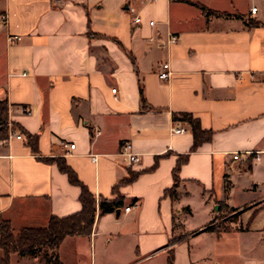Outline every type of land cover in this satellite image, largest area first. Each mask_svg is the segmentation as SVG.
<instances>
[{
  "label": "crops",
  "instance_id": "1",
  "mask_svg": "<svg viewBox=\"0 0 264 264\" xmlns=\"http://www.w3.org/2000/svg\"><path fill=\"white\" fill-rule=\"evenodd\" d=\"M3 13L0 99L23 137L0 140L1 219L20 230L80 212L63 159L97 202L124 200L97 205L91 234L63 240V264H168L171 250L174 264H264V0H0ZM183 112L212 133L195 151L173 117ZM223 206L242 227L199 232ZM47 259L14 253L9 264Z\"/></svg>",
  "mask_w": 264,
  "mask_h": 264
},
{
  "label": "trees",
  "instance_id": "2",
  "mask_svg": "<svg viewBox=\"0 0 264 264\" xmlns=\"http://www.w3.org/2000/svg\"><path fill=\"white\" fill-rule=\"evenodd\" d=\"M199 7L207 15L230 16L229 13L216 12L203 5H199ZM251 25L253 26L255 23H251ZM139 90L143 107H148L141 84ZM8 108L7 99H0V140L8 139L10 133L13 132L9 126ZM173 117L175 121H185L190 125L194 137L192 151L197 150L203 143L211 140L212 133L203 130L200 121L192 114L185 112L175 113ZM57 163L60 170L68 175L70 182L81 187L80 201L82 210L66 217L51 216L45 227L23 228L20 230H15L8 220L0 218V248L4 252V256L0 259V264H9L10 255L14 253H18L21 256L35 257L43 252L48 256L47 261L49 264H63L58 254L61 243L68 236L91 234L97 213V205L102 213L118 211L123 206L124 200L119 195L115 199L102 198L97 202V198L79 180L76 173L67 165L65 160L59 159ZM181 163L182 161L178 162L173 172V189L166 192V194L171 196L176 195V188L180 181L178 169ZM216 219L199 232H221L215 227ZM175 241L176 239H173V242ZM174 260V250H171L168 264H174Z\"/></svg>",
  "mask_w": 264,
  "mask_h": 264
},
{
  "label": "built area",
  "instance_id": "3",
  "mask_svg": "<svg viewBox=\"0 0 264 264\" xmlns=\"http://www.w3.org/2000/svg\"><path fill=\"white\" fill-rule=\"evenodd\" d=\"M257 7L254 6L251 8V12L252 13H255L257 11ZM130 12L134 13L135 12V9L133 7L130 8ZM141 17L139 15H136L135 18H134V22L136 24H139L141 22ZM8 22V17H7V14L6 13H3L0 15V28L2 27L3 24H7ZM150 24L151 25H154V21H150ZM20 40V37L19 36H16V37H10V40ZM179 40V37L177 35H171L169 41L171 43H176L178 42ZM167 65L163 66L161 71L159 72V77L161 79H169V77L171 76V72L167 69ZM114 92H116V89H113ZM173 132L175 133H184L186 131V128L184 127H178V128H173L172 129ZM10 136H15L16 138L18 139H21L23 136L22 134L20 133H15V132H11L10 133ZM62 147L64 149H67V150H71V149H74L75 148V143H70V142H67V141H63L61 143ZM121 152L123 153H126L128 154L129 158H130V162H137L139 161V158L137 156V154H135L133 152V145H132V142L131 141H124L122 144H121V148H120ZM233 158L234 159H240L241 158V154H238V153H235L233 155ZM93 160H96V157L93 156L92 157ZM131 207H126L125 210L126 211H129Z\"/></svg>",
  "mask_w": 264,
  "mask_h": 264
},
{
  "label": "rangeland",
  "instance_id": "4",
  "mask_svg": "<svg viewBox=\"0 0 264 264\" xmlns=\"http://www.w3.org/2000/svg\"><path fill=\"white\" fill-rule=\"evenodd\" d=\"M242 212H237L236 210L222 207V211L220 210L219 216H217V219L215 221V227L221 231L225 230H231L233 228H239L241 226V219L240 215ZM203 220V214L199 212L197 214V217L195 219V223H198ZM242 227V226H241ZM11 264H16L11 263Z\"/></svg>",
  "mask_w": 264,
  "mask_h": 264
}]
</instances>
